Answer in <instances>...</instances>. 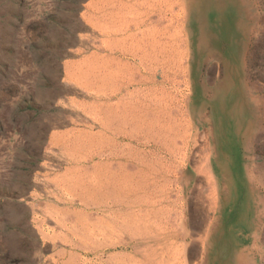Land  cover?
Returning <instances> with one entry per match:
<instances>
[{
	"label": "rangeland",
	"instance_id": "rangeland-1",
	"mask_svg": "<svg viewBox=\"0 0 264 264\" xmlns=\"http://www.w3.org/2000/svg\"><path fill=\"white\" fill-rule=\"evenodd\" d=\"M96 1L0 0V264L83 263L54 223L82 216L54 186L49 195L34 184L45 173L60 179L67 166L49 141L75 127L67 99L85 100L64 72L92 50L86 19ZM185 12L184 58L171 60L168 85L178 124L169 146L181 148L170 159L173 202L157 217L177 237L169 262L264 264V0H187ZM44 211L53 217L41 228L55 230L54 240L33 223Z\"/></svg>",
	"mask_w": 264,
	"mask_h": 264
},
{
	"label": "bare ground",
	"instance_id": "bare-ground-1",
	"mask_svg": "<svg viewBox=\"0 0 264 264\" xmlns=\"http://www.w3.org/2000/svg\"><path fill=\"white\" fill-rule=\"evenodd\" d=\"M186 1H174V10L173 0H97L86 19L92 50L65 64V81L85 100L67 99L75 127L50 136L51 157L67 165L60 179L45 173L34 185L41 184L49 195L46 188L54 186L53 196L65 194L71 213L82 216L76 223L54 216L70 235V253L78 252L82 264H139L140 242L146 244L144 264L176 259L171 249L177 237L157 217L165 216L173 202L168 197L170 159L181 148L173 152L169 146L170 125L177 123L171 120L168 85L171 60L184 58ZM78 41L83 42L81 36ZM205 160L209 169V157ZM49 212L32 222L54 240L55 230L47 232L40 224L53 217ZM64 232L59 235L65 237Z\"/></svg>",
	"mask_w": 264,
	"mask_h": 264
}]
</instances>
